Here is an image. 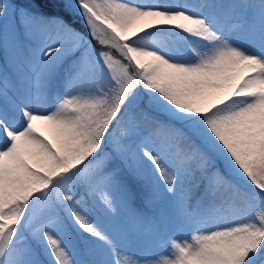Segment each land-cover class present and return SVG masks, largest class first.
<instances>
[{
  "label": "snow or ice",
  "instance_id": "obj_1",
  "mask_svg": "<svg viewBox=\"0 0 264 264\" xmlns=\"http://www.w3.org/2000/svg\"><path fill=\"white\" fill-rule=\"evenodd\" d=\"M0 264H264V0H0Z\"/></svg>",
  "mask_w": 264,
  "mask_h": 264
},
{
  "label": "trees",
  "instance_id": "obj_2",
  "mask_svg": "<svg viewBox=\"0 0 264 264\" xmlns=\"http://www.w3.org/2000/svg\"><path fill=\"white\" fill-rule=\"evenodd\" d=\"M77 27H80L79 25H77Z\"/></svg>",
  "mask_w": 264,
  "mask_h": 264
}]
</instances>
